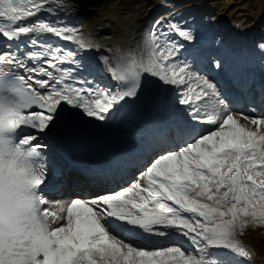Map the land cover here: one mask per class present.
<instances>
[{
    "label": "snow or ice",
    "instance_id": "snow-or-ice-1",
    "mask_svg": "<svg viewBox=\"0 0 264 264\" xmlns=\"http://www.w3.org/2000/svg\"><path fill=\"white\" fill-rule=\"evenodd\" d=\"M64 15L61 0H0V37L9 42L0 51V264L250 259L238 237L264 227V115L234 113L214 78L182 55L181 41L197 42L187 23L158 19L140 54L103 56L93 68L80 53L94 45ZM257 47L264 54V43ZM211 66L221 70L223 61ZM105 74L110 84L97 79ZM148 78L171 89L183 133L161 135L159 150L127 186L50 210L41 193L52 169L40 138L62 123L119 118L143 96ZM173 235L187 246L134 243Z\"/></svg>",
    "mask_w": 264,
    "mask_h": 264
},
{
    "label": "bare ground",
    "instance_id": "bare-ground-1",
    "mask_svg": "<svg viewBox=\"0 0 264 264\" xmlns=\"http://www.w3.org/2000/svg\"><path fill=\"white\" fill-rule=\"evenodd\" d=\"M132 1L134 0H61L65 8V11H67V13L70 10L77 11V14L78 15L81 14V17L90 18L89 20L91 24H88L89 21L85 22V24L88 25V27H90L91 29L90 31H92L94 34L90 41L94 45V47L86 53L88 56V59H91L94 63H97L100 57L107 56V55H109L108 57L111 60L117 55H124L128 53H134V54L141 53L143 49L142 39L144 36L142 33V29H144V27L146 26V23L150 21L152 14H151V11H149V13L147 14V17H143L144 9L133 7V6H136V4L131 3ZM99 11L104 12V14L110 11L111 13H113V15H115L118 18V20L121 21V23L117 27H113V26L107 25L104 18L100 19L99 22L96 23L97 22L96 18L91 17V16L94 13H98ZM152 12H154V10H152ZM107 19H108L107 22H111V20L112 22H114L116 20L111 15L107 17ZM124 32L125 34L130 35L129 39L125 43L117 39L119 36L123 35ZM104 33H110V35L104 36L103 35ZM51 38L56 39L54 37H51ZM56 40L58 41L60 45L63 44L64 47L66 48L67 46L65 45H69L67 42L61 41L59 39H56ZM107 42H110V45H111L110 48H109V43ZM96 65H98V67L100 66L98 63ZM222 73L226 74V71L223 70ZM100 76H101V80L104 79L105 82H110L108 75L105 74V75H100ZM228 76H231L230 73H228ZM230 82L234 84L232 79H230ZM147 87L151 88L150 92L146 90ZM224 90L225 89H223V92ZM160 96L162 98H159ZM165 99H166V95L163 92H161L160 86L156 82V80L153 78H148L146 86L144 87V90H143V96L140 98L138 105L137 106L134 105L129 108H126L124 113L121 114L119 118H117L120 120L118 129L121 133H123L121 142L125 144L130 143V141L132 140L131 139L132 132L137 131L143 127L144 122H143V117L141 115L143 116L145 115L147 111V106H149L150 104H152V106L158 105V108L160 107L161 109L171 107L170 104L168 105ZM260 99L263 100V97H260ZM228 104L230 108L234 107L229 102ZM147 114L148 112L146 113V116ZM87 121H89L90 124L97 122L95 120L80 119V120H74L70 124L62 123L57 127V129L50 136L53 139H58V140H61L64 137V135H67L70 137L78 136L83 141H86L87 144H89L90 146H96L97 144L95 143L93 139L98 134L101 137V139H108L109 136L115 137L119 133L115 130H109V129L101 130L102 125L92 126L90 124L89 125L83 124ZM108 124H112L111 121H108ZM150 131H151V128L149 132ZM165 136L169 140L172 139V136L170 133L166 134ZM156 142L157 141L151 137L148 142L149 147L153 146V149L157 148L156 145H154ZM90 150H93V149H90ZM141 153H142V156H147L148 150L143 149ZM137 160H138L137 157H134L131 159V161H129L126 164H118L117 169L120 172V174H122L123 172H127L133 166H135V164L137 163ZM65 165L70 166V164L68 165L65 164ZM66 172L69 176V180H68L69 186L77 188L80 192H85L86 190L94 191L96 187L98 186V184L104 183L101 178H97L96 180L88 178L85 175L84 171L83 172L71 171L68 168ZM55 194H59V191ZM55 207L57 210L59 209V206H55ZM170 238L178 239L179 242L185 246L188 243L182 238H179L174 235L171 236ZM170 238L152 237L148 240H145L143 237H141V240L137 242H139L140 244L148 245L149 247L155 248L159 246L162 247V246L170 245L169 244Z\"/></svg>",
    "mask_w": 264,
    "mask_h": 264
},
{
    "label": "rangeland",
    "instance_id": "rangeland-1",
    "mask_svg": "<svg viewBox=\"0 0 264 264\" xmlns=\"http://www.w3.org/2000/svg\"><path fill=\"white\" fill-rule=\"evenodd\" d=\"M201 1L206 2L210 5V7H213V11L211 13H208L210 12L209 7L206 9H203L204 7H200L197 2ZM131 3L136 4V6L133 7L144 9L143 17H147L149 11H151L152 14L150 21L147 22L144 29H142V33L144 35L142 39L143 41L146 36V33L154 24V22L164 17H171L174 21L180 22L182 24L187 23L188 25H190L196 30L197 41L205 46H207V44L204 43V40H202L203 38L200 36V32H203L202 34H206V30L212 29L211 33L212 35L216 36L215 43L218 44L217 54L218 56L220 54L221 57L224 55L225 52H230L229 50L225 49V45H230L232 42L236 41H242L244 36L250 34L251 31L264 34V29L260 28L263 26L264 23V0H134ZM186 4H189L191 6ZM196 6L199 7L197 12L195 11ZM152 10H154V12H152ZM173 14L174 17L171 16ZM68 15L70 18L75 20L69 23L79 26L81 28L84 38L90 42L94 34L92 31H90V27L85 24V22L87 21H89L88 24H91L89 20L90 18L81 17V14L78 15L77 11L72 10L68 12ZM110 15L116 19L114 22H112V20L111 22H107V17H109ZM208 16L217 19L221 23V25H219L216 21L214 22V25L222 29L225 28L230 33L228 35L223 36V44H220V41L222 40L218 38L215 33V26L207 22ZM91 17L96 18V23H98L100 19L104 18L106 24L113 27H117L121 23V21L118 20V18L113 15V13H111L110 11L106 14H104V12L99 11L98 13H94ZM77 18L79 19L76 20ZM227 20L229 21L228 23L231 24L228 29L224 27L226 25ZM103 35L108 36L110 35V33H104ZM129 37L130 35L125 34L124 32V34L119 36L117 39L125 43L129 39ZM51 43L59 45L54 40L51 41ZM107 43H109L110 48V42ZM75 47V45H71V48L69 47V49H74ZM203 57L206 58L205 53H203ZM204 73L205 70L200 71V74ZM209 78L211 77L209 76ZM159 98L162 97L160 96ZM233 112L237 115H239L240 113L249 116L257 115L247 114L246 112L236 110ZM174 116L175 115L171 114V117L176 118V116ZM162 117H164V115ZM177 118L182 119L183 117L177 115ZM241 122L245 123V121L243 120H241ZM238 238L243 243V245L246 246V248L251 252L250 259L237 258L239 259L240 264H264V227H248L242 234L239 235ZM173 242L175 243L177 241Z\"/></svg>",
    "mask_w": 264,
    "mask_h": 264
}]
</instances>
